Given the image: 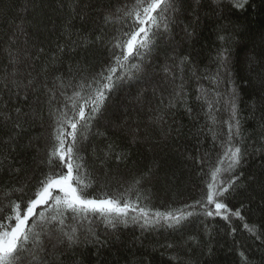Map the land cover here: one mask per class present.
<instances>
[{
	"label": "trees",
	"instance_id": "1",
	"mask_svg": "<svg viewBox=\"0 0 264 264\" xmlns=\"http://www.w3.org/2000/svg\"><path fill=\"white\" fill-rule=\"evenodd\" d=\"M174 2L167 28L150 50L117 68L78 137L87 196L119 198L136 211L109 223L98 213L71 212L52 221L49 209L33 229L43 249L36 264H264V0H244L242 8L234 0ZM133 3L0 0V215L27 200L50 170L57 118L73 114L68 97L81 83H94L114 63L113 45L131 23L123 11ZM237 120L239 135L230 128ZM230 134L240 163L227 171L225 161L217 177L229 188L218 198L229 211L210 217L196 201ZM141 208L149 217L185 218L145 224ZM22 264H30L28 253Z\"/></svg>",
	"mask_w": 264,
	"mask_h": 264
},
{
	"label": "snow or ice",
	"instance_id": "2",
	"mask_svg": "<svg viewBox=\"0 0 264 264\" xmlns=\"http://www.w3.org/2000/svg\"><path fill=\"white\" fill-rule=\"evenodd\" d=\"M234 5L242 8L244 7V0H234ZM174 11H176L174 0H134L131 7L125 5L123 18L130 20L131 23L127 25L128 30L124 31L113 45L112 60L114 63L98 74L100 79L94 80V83H81L78 86L80 90L74 91L73 96L68 97L70 112L73 114L70 115L68 111H61L57 118L55 143L48 151L47 163L50 170L38 181L37 187L27 200L22 198L20 201L10 202L8 214L0 215V264H22V253H28L30 264H36L39 252L43 249L41 236L33 229L36 226V217L42 221L45 220V212L49 209L55 213L48 218L52 221L63 216L64 212H71L75 215L98 213L109 223L114 222V218L127 216L130 208L136 211L133 205L127 201L122 202L119 198H88L86 189L90 185L85 178L86 173L81 174L83 165L78 163L80 159L77 148L78 137L83 135V130L87 129L94 114L99 111L105 99L106 90H110L113 86L112 82L117 68L124 69L126 62L134 53L137 56L142 55L141 49L150 50L156 32L160 30L162 25L165 29L167 28L168 14ZM60 51H64L63 47L60 48ZM221 55L223 56V53ZM132 67L135 68L138 65L134 64ZM12 83L15 84L16 82L13 80ZM85 89H92L91 93L87 94V99L82 96ZM74 97H78L84 102L78 103ZM229 103L231 104L233 119H235V97ZM87 106H90L89 114L85 112ZM17 111L19 112V109ZM231 127H235L236 135H239V121L237 120L236 124ZM240 157L241 149L232 144L230 134L225 151L219 158L218 166L210 174L211 180L206 185V194L202 200L196 201L204 209L205 215L211 217L228 213L229 209L226 204L218 198L222 197L229 188L217 183V177L222 170L220 165L227 161V169L225 170H234L240 163ZM120 158V156L117 157V159ZM57 160L60 162L59 166L56 165ZM64 168L67 169L66 172L63 170ZM139 182V180L136 181V183ZM42 205L47 207L44 211L37 212L38 206ZM211 205L215 206L214 210L210 207ZM5 211V208L0 207V214ZM139 211L145 224L159 223L160 220H163L172 226V224H179L185 218L183 213L175 215L156 212L152 217H149L143 208ZM234 215L239 216V210ZM225 219H227V215H225ZM60 223H63L62 219ZM245 227L255 233L254 227L248 225ZM64 236L69 243L75 239L72 234L64 233Z\"/></svg>",
	"mask_w": 264,
	"mask_h": 264
},
{
	"label": "rangeland",
	"instance_id": "3",
	"mask_svg": "<svg viewBox=\"0 0 264 264\" xmlns=\"http://www.w3.org/2000/svg\"><path fill=\"white\" fill-rule=\"evenodd\" d=\"M88 198H96V197H88ZM108 198V197H107ZM96 199H106V198H96Z\"/></svg>",
	"mask_w": 264,
	"mask_h": 264
}]
</instances>
